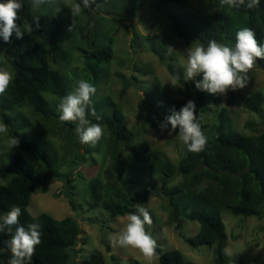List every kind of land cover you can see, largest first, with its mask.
Segmentation results:
<instances>
[{"label":"trees","instance_id":"16d2710c","mask_svg":"<svg viewBox=\"0 0 264 264\" xmlns=\"http://www.w3.org/2000/svg\"><path fill=\"white\" fill-rule=\"evenodd\" d=\"M161 1L179 6H185L188 2ZM210 3L214 8L219 6L213 0ZM224 7L223 12L209 16L169 13L167 18L174 33L185 42L207 44L210 40H216L232 46L236 42L237 31L247 27L254 32L257 41L264 44V0H260L259 7L251 9L246 6ZM84 9L90 24L91 12ZM18 17L16 23L21 29L31 25V34L44 40L47 48L25 34L18 39L13 33L11 44L0 38V52L4 53L13 73V81L5 97L0 99V119L9 126L10 138L19 139L16 147L23 152L5 153L2 157L0 179L6 183L0 185V216L12 206H18L22 211L19 217L21 225L27 227L32 222L41 225V244L36 246L27 264H70L80 236L77 222L70 217L56 220L44 213L32 217L28 212L30 197L36 187H41L42 192H45L47 179H61L63 175L55 170L51 153L42 140L31 138L25 124L14 123L19 118L14 110L16 104H25L34 114L48 117L51 111L42 94L49 93L59 102L69 94L64 76L48 63L49 57L53 60H65L67 57V52L57 40L62 33L63 18L54 12H34L31 0H23ZM36 18L38 21L34 20ZM92 33L90 29L87 30L88 50L84 51V70L91 75V83L96 84L103 67L112 60V50L109 45L98 46ZM253 66L264 71V60L257 59ZM202 78L200 74L190 83L193 96L186 93L182 99L171 103V110L174 108L179 111L187 101H194L199 123L207 137V144L199 153L188 152L184 146L177 166L163 159L146 144L135 142V135L124 125L120 110L108 98L95 104L93 107L102 119L96 121L94 117L89 118L93 123H100L108 132L106 150L118 185H102L96 179L88 183L86 192L90 206L94 208L100 202L101 209L111 218L135 213L137 209L132 206L134 200L142 205L147 203L148 198L165 200L170 210L169 220L175 225V231L179 232L183 220L197 222L199 231L188 243L195 248L212 247L213 264H228L229 259L224 252L227 235L221 212L228 211L235 217H264V133H238L231 127L225 111H220L217 123L211 127L212 134L208 137L202 116L208 110V104L217 106L220 99L217 94L195 87V82ZM239 91L227 92L231 101ZM262 106L264 97L260 93L251 94L245 101V108L255 114H260ZM176 130L179 132V126ZM124 153L133 163L126 176L123 174ZM151 177L156 183L148 180L140 185L141 178ZM176 177H181V184L169 187ZM136 187L140 191H132ZM8 239V235L0 233V264H9L11 253L5 244ZM156 251L159 264H189L177 250L162 252L158 246Z\"/></svg>","mask_w":264,"mask_h":264},{"label":"rangeland","instance_id":"374dc122","mask_svg":"<svg viewBox=\"0 0 264 264\" xmlns=\"http://www.w3.org/2000/svg\"><path fill=\"white\" fill-rule=\"evenodd\" d=\"M210 1L188 0L185 6H179L161 0H95L87 8L92 15L90 24L84 8L76 17L72 16L70 8L78 0H54L52 4L33 10L36 13H55L56 7L61 8L58 14L62 16L64 25L57 40L67 52V57L65 60L49 57L48 63L64 76L69 93L81 79L92 82L91 75L84 70L87 30L93 32L98 46L111 47L112 60L103 67L99 81L93 84L96 92L91 97L92 106L108 98L120 110L124 125L135 135V142L146 144L177 166L185 145L178 139L177 130L169 136L168 130L161 132L159 125L169 116L172 102L182 99L186 93L194 95L189 86L193 80L184 79L185 50L193 42H185L174 33L167 15L193 13L209 16L225 10L219 5L216 8L220 11H213L216 8ZM213 1L219 4V0ZM3 2L5 0H0ZM73 21L74 27L70 32L68 29ZM24 34L47 48L44 40L28 32ZM4 66L12 73L6 60ZM248 77L247 86L240 89L233 101L227 93L217 94L219 104L207 105L202 123L208 137L220 111H225L231 127L238 133H264V106L260 114L245 108V101L251 94L260 93L264 97V71L253 66ZM42 96L51 111L48 117L34 114L25 104H16L14 110L19 118L14 123L25 124L31 138L42 140L51 153L55 170L63 177L47 179L45 192L36 187L30 197L29 214L36 217L44 213L56 220L70 217L77 222L80 236L70 264H149L139 250L113 243L126 226L127 216L109 217L101 209L100 202L94 208L90 206L86 192L90 181L97 179L102 185H118L106 150L108 132L103 127V137L95 147L81 144L75 133V124L59 120L57 106L60 102L49 93ZM168 129H171L170 124ZM9 139V134H0V163L5 153L23 154L16 146L10 147ZM123 159V174L126 176L133 163L127 153ZM37 167L40 168L39 165ZM148 180L156 183L152 177L141 178L140 185ZM181 182V177H176L168 186ZM5 183L0 179V185ZM132 191H140V188ZM100 195L102 197V193ZM132 206L149 211L152 224L145 225V229L156 239L162 252L177 250L189 264H213L212 247L195 248L188 243L199 231L197 222L183 220L179 232H176L175 225L169 220L170 210L165 200L148 198L145 205L134 200ZM221 219L227 235L224 252L229 259L228 264H264V217H235L228 211H222ZM151 264H159L158 258H154Z\"/></svg>","mask_w":264,"mask_h":264},{"label":"clouds","instance_id":"9594fccd","mask_svg":"<svg viewBox=\"0 0 264 264\" xmlns=\"http://www.w3.org/2000/svg\"><path fill=\"white\" fill-rule=\"evenodd\" d=\"M54 0H31L34 10L41 5L52 4ZM95 0H78L72 7L71 14L76 17L82 8H89ZM221 7L239 8L246 6L251 9L259 7L260 0H219ZM23 8V0H5L0 3V38L11 44V37L22 38L25 32L31 33L33 28L29 25L25 30L16 23L18 12ZM61 8L56 7V15ZM220 11V8L213 9ZM38 21V18L34 19ZM75 21L69 27L72 32ZM37 26L38 23H37ZM187 63L184 68V79L195 80L197 75L202 74L203 78L195 82V87L210 94H226L229 90L236 91L243 89L248 84V73L253 68L257 59L264 60V44H260L254 32L250 28H242L236 33L234 45L218 43L216 40L208 41L207 45L194 41L187 48ZM4 53L0 52V96H3L13 81V74L4 66ZM173 85V84H172ZM95 86L81 79L75 89L63 97L57 106L58 118L61 122L75 124V133L80 143L84 145H95L103 137L104 131L100 123H93L89 118L94 117L100 121L102 117L97 114L92 106L91 97L95 94ZM171 115L161 122V132L168 130V135L179 126L178 139L186 146L188 152L199 153L204 150L207 144V137L204 135L196 114L194 101L189 100L184 106L176 111L171 110ZM171 129H168V125ZM9 126L0 122V134L7 135ZM10 147L18 146L19 139L12 137L8 141ZM22 211L18 206L0 216V233H5L10 239L5 241L11 253L9 264H27L34 255L36 246L41 244V225L32 222L27 227L19 223ZM152 218L149 211L144 207H138L135 213L127 215V224L120 231L117 239L113 241L124 248H135L140 251L146 261L151 264L157 257V241L146 231L145 225H151Z\"/></svg>","mask_w":264,"mask_h":264}]
</instances>
